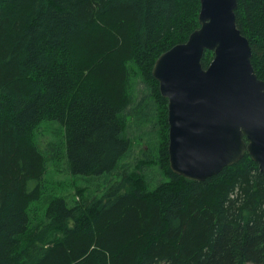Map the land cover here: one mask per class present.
<instances>
[{"label": "trees", "instance_id": "trees-1", "mask_svg": "<svg viewBox=\"0 0 264 264\" xmlns=\"http://www.w3.org/2000/svg\"><path fill=\"white\" fill-rule=\"evenodd\" d=\"M198 13L199 0H0V264H264L249 155L203 181L169 168L151 72ZM235 24L264 82V0H237ZM44 126L59 140L42 149ZM49 165L87 184L77 200L45 187Z\"/></svg>", "mask_w": 264, "mask_h": 264}, {"label": "water", "instance_id": "water-1", "mask_svg": "<svg viewBox=\"0 0 264 264\" xmlns=\"http://www.w3.org/2000/svg\"><path fill=\"white\" fill-rule=\"evenodd\" d=\"M237 0H199L198 29L152 68L167 99L170 170L203 181L244 154L264 173V82L235 24ZM213 58L201 65L204 52Z\"/></svg>", "mask_w": 264, "mask_h": 264}, {"label": "rangeland", "instance_id": "rangeland-1", "mask_svg": "<svg viewBox=\"0 0 264 264\" xmlns=\"http://www.w3.org/2000/svg\"><path fill=\"white\" fill-rule=\"evenodd\" d=\"M51 128L56 129V133L58 134V129L56 125H51ZM42 136H40L39 143H40V147L43 149L45 147V144L47 142H51V141H57L59 140V137L57 136H52L49 133L46 132V130H48L46 128V126H44V128L40 129ZM56 134V135H57ZM61 133H59L60 135ZM144 148V145H142V147H137V145H135L134 147V151H133V155L134 157L139 156V153L141 152V149ZM54 166L49 165L47 167V171H46V183H45V187L48 190H52L53 188L55 189V193L58 196H62V197H67V198H72L77 200V194H78V190H76L77 188H85L87 187L86 183L80 182L81 180L77 179V178H73L71 176V174L66 171V169L63 166H56L53 168ZM103 182V180L101 181ZM55 183L59 184L57 187L63 188L64 184L67 185V189L66 191H59L56 189V185ZM79 189V190H80ZM37 210H39V206H37Z\"/></svg>", "mask_w": 264, "mask_h": 264}]
</instances>
